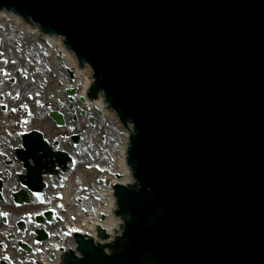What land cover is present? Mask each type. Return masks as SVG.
<instances>
[{"label": "water", "instance_id": "95a60500", "mask_svg": "<svg viewBox=\"0 0 264 264\" xmlns=\"http://www.w3.org/2000/svg\"><path fill=\"white\" fill-rule=\"evenodd\" d=\"M1 1L65 36L137 131L141 190L120 202L141 221L123 252L87 245L72 264H264V0ZM153 211L175 232L158 245Z\"/></svg>", "mask_w": 264, "mask_h": 264}, {"label": "flooded vegetation", "instance_id": "af4514ba", "mask_svg": "<svg viewBox=\"0 0 264 264\" xmlns=\"http://www.w3.org/2000/svg\"><path fill=\"white\" fill-rule=\"evenodd\" d=\"M26 65L29 70L33 68L32 73L27 72ZM40 68V62L30 64L19 58L0 57V264L16 263L24 256L20 243L36 240L35 232L41 223L37 217L49 209L36 202L33 190L38 189L27 178L40 179L43 201L50 198L54 207L60 199L54 198V190H61L70 174L88 170V146L67 123L68 113L73 115V105L66 100V104L58 106L57 88L50 91L55 86L52 74L37 72ZM56 113H60L63 127L58 126ZM66 128L72 131L70 136ZM26 195L28 205L19 202ZM13 217L18 220L8 226Z\"/></svg>", "mask_w": 264, "mask_h": 264}, {"label": "bare ground", "instance_id": "6f19581e", "mask_svg": "<svg viewBox=\"0 0 264 264\" xmlns=\"http://www.w3.org/2000/svg\"><path fill=\"white\" fill-rule=\"evenodd\" d=\"M13 32L18 33H14L13 38L18 43V53L23 55L22 59L30 64L44 63L45 69L36 70L39 73L49 72L50 70L52 81L54 80L55 84L54 87L51 86L50 91L55 90V88L59 91L60 84L65 89L74 91L80 89L78 99H82L84 104H81L79 110H86L87 113L90 111V114L96 113V121H101L111 127L110 132L113 133V140L116 142L108 149V152H110L108 156L109 162L111 163L104 169L105 179L102 180V182L109 181L110 187L106 185L108 184L107 182L105 185L104 182L101 186H92L98 196L95 199L100 202L91 201L88 203L86 201V196L83 193L87 189L86 184L89 178L84 175L82 170H79V173L70 174L65 179L63 190L61 189V191L63 195L62 206L65 211L64 216L66 218L75 216L77 224L82 225V228H84L82 232H90L91 236L96 238L98 246L113 243L115 237L122 234V220L115 216L116 206L112 195V187L115 185L132 187L133 185L131 175H129L124 166L130 133L121 127L115 114L108 110L102 94L94 98L91 97L90 88L88 90V87L93 82L90 67L88 65L83 68L78 66L77 59L74 58L71 51H67L64 47L63 39L38 35L37 28L31 24H26L20 18L11 14L0 13V39L7 40V35L10 36ZM6 40H4V43L7 42ZM32 49L36 52H33ZM42 51H46L48 54ZM52 58H57L60 62L59 60H53L52 62ZM77 109L76 106L71 107L74 114ZM94 129L93 127V132L97 135L98 130L95 132ZM78 199L79 203L76 202ZM98 227L105 232V238H100L97 234L96 230ZM52 238H54V235H52ZM56 247L58 248L60 245H56ZM71 247L74 249L75 244H72ZM56 257L57 260L52 262V264H60L61 256L59 253ZM42 259H45V257H42Z\"/></svg>", "mask_w": 264, "mask_h": 264}, {"label": "rangeland", "instance_id": "374dc122", "mask_svg": "<svg viewBox=\"0 0 264 264\" xmlns=\"http://www.w3.org/2000/svg\"><path fill=\"white\" fill-rule=\"evenodd\" d=\"M13 35H14V32L10 36L7 35V40L6 39H3V40L0 39V57L1 58H8V59L10 58L12 60L17 58L15 50H16L18 43L15 41L16 39L13 38L14 37ZM4 40H6L7 42L4 43ZM9 62H10V60H9ZM26 70H27V72L29 71V73L33 72V68H30V70H29L28 65H26ZM46 73H48V72H46ZM44 79L48 81L47 74H45ZM62 88H63V85L60 84L59 89H62ZM79 94H80V89H78L73 94L74 99H77L76 96H78ZM63 101L66 102V100H63ZM63 105L64 104L62 103L61 106H63ZM72 105L76 106V108H78V109L76 110L75 114L73 113L74 117H73V115L69 116L71 113L70 112L68 113V121H67L68 127H73L75 133L82 135L83 139L85 141L84 144L86 146H88V149L91 148V155L92 156L89 155V162H90V165L92 167H90L91 169L89 171H91V173L95 174L96 170L93 168V165H96V166L102 167V168H106L107 166L110 165L111 162H109L110 160L108 157L110 155V152H108V149H109V146H113V144H115L116 141L113 140L114 139L113 133L110 132L111 127L109 125H106L105 123H103L101 121H96V119H95L96 113L90 114V111H89V113H87V111L84 110L87 113L86 114L87 116L86 115L81 116L79 113L80 112L79 105L74 104V103ZM63 113H64V110H63ZM83 117H85V118H83ZM93 127L95 128L94 129L95 132L98 130L97 135L93 132ZM64 130L67 131V134L69 136L71 135L72 131L70 129L66 128ZM61 132L62 131H60L57 135H54V136L58 137V135H60ZM108 132H110V133H108ZM102 139H103V142H102ZM85 173H86V171H85ZM89 177H91V176H89ZM100 178L101 177H99V179ZM96 195L97 194H95V196ZM89 199H90V197H89ZM17 220H18V218L16 219L13 217L12 221L8 224V226L14 225ZM75 222H76V220L73 222L67 220V222H66V224H64V226H69V225L74 226V225H76ZM56 229H58V227H56ZM9 230H11V228H9ZM46 245H42V247L44 248ZM26 264H28V263H26Z\"/></svg>", "mask_w": 264, "mask_h": 264}]
</instances>
